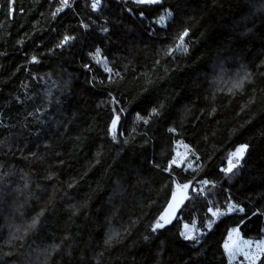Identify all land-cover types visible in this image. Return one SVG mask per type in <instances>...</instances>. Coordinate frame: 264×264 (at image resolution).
<instances>
[{
	"label": "trees",
	"instance_id": "trees-1",
	"mask_svg": "<svg viewBox=\"0 0 264 264\" xmlns=\"http://www.w3.org/2000/svg\"><path fill=\"white\" fill-rule=\"evenodd\" d=\"M92 1L0 0V138L20 139L0 149V163L32 181L26 215L38 216L11 243L0 237V264L36 244L54 245L48 264H264L263 254L231 260L223 248L231 227L251 239L264 228V10L252 15L251 0H100L95 10ZM94 48L111 71L92 61ZM214 60H239L251 80L215 88L206 79ZM55 70L67 85L56 88ZM177 141L192 167L171 164ZM184 182L189 197L165 223L161 211ZM183 223L199 233L184 237ZM116 224L126 226L106 238Z\"/></svg>",
	"mask_w": 264,
	"mask_h": 264
},
{
	"label": "rangeland",
	"instance_id": "rangeland-1",
	"mask_svg": "<svg viewBox=\"0 0 264 264\" xmlns=\"http://www.w3.org/2000/svg\"><path fill=\"white\" fill-rule=\"evenodd\" d=\"M93 2L94 0L92 1V4ZM61 5L65 4H62V0H59L58 6ZM249 5L252 6L250 7L252 15H256L255 13L257 11L264 10V0H251L249 1ZM89 56L92 61L100 67L104 68L106 71H111L112 64H110V59L102 54L99 48H94V50L90 52ZM55 73L56 76L53 80L58 83L56 88L68 84L70 79L68 74L65 75L63 72H56V70ZM251 78L252 74L240 63L239 60L226 62L214 60L209 71L206 73V79L209 80L215 88L222 89L223 91L238 90L245 83L250 81ZM53 90V85L48 79L45 85H42V99L45 105V113H47V117L45 116L47 121L51 120L50 110L52 107ZM34 105L35 102L33 103V106ZM138 119L140 120L142 118L138 116ZM9 133H13L12 130ZM16 133L21 135V131H17ZM18 140L20 139L15 135L3 136L0 138V141L2 142V144H0V149H10L12 148L10 145ZM241 145L237 146L229 154V157L236 153L237 149ZM244 153L245 149L243 155ZM242 156H240L239 160ZM170 162L177 168L186 169L192 167V150L182 141H177L175 143L173 157ZM233 163H235V157H233ZM5 165H7V163H0V217H2L4 222L0 228V237L2 238V243L9 244L11 243L12 238L16 237L21 229L26 227L31 229L38 216H35L33 213L26 215V211L30 208L28 206V189L30 185H32V181L27 179V176L23 173L21 168L18 169L11 165L4 167ZM228 168L229 159L227 164V169ZM22 184L24 186H22ZM33 185L34 187L32 189H35L38 193L45 192L49 188V186L45 183H43V185H39L38 183ZM180 187H185V199H187L189 197L191 183H176L173 190ZM120 188H122V183L116 182V190ZM5 194L9 195L8 201H6L3 197ZM223 210L212 209L211 211L216 217L223 212ZM114 217H116V214L113 215L112 219H114ZM125 226L122 228L117 224L115 227L110 226L106 231V238H113L119 235V232L122 231ZM181 232L182 235L187 238H192L199 233L193 224L187 223L182 224ZM53 246L54 245L51 244H36L31 248L26 247L22 250L24 255L21 254L20 258L16 262H10L8 264H48L52 257ZM223 248L231 260L242 256L248 261H255L261 254L264 255V228L260 238L251 239L243 237L237 227H231L223 243Z\"/></svg>",
	"mask_w": 264,
	"mask_h": 264
},
{
	"label": "water",
	"instance_id": "water-1",
	"mask_svg": "<svg viewBox=\"0 0 264 264\" xmlns=\"http://www.w3.org/2000/svg\"><path fill=\"white\" fill-rule=\"evenodd\" d=\"M184 197H185V187L174 189L171 192L161 211V216L163 215L167 220V222L175 218V216L180 212V210L183 207ZM162 220L164 221V219Z\"/></svg>",
	"mask_w": 264,
	"mask_h": 264
},
{
	"label": "snow or ice",
	"instance_id": "snow-or-ice-1",
	"mask_svg": "<svg viewBox=\"0 0 264 264\" xmlns=\"http://www.w3.org/2000/svg\"><path fill=\"white\" fill-rule=\"evenodd\" d=\"M67 3V0H62V4H66ZM100 3V0H94L93 4H92V8L95 10L97 5ZM136 3H139V4H155V3H158V0H136ZM57 11H59V9H57ZM55 12L53 13V15L55 16ZM163 19V17L161 18ZM70 39V37H64V40L61 41V44H63L66 40ZM113 125H115L116 123V118H113ZM112 129H110L111 131ZM247 146L246 145H241L236 153L232 154L230 157H229V168L228 169H225V171H230L232 167H235L236 164H238L240 161H239V158L240 156L243 155V152H244V149L246 148ZM233 157H235V163H233ZM186 187V186H185ZM171 207V205H170ZM167 211V210H166ZM160 219H164L165 223H167V220L165 219V217L162 215L160 217ZM159 227H163L162 224H156L154 225V229L155 228H159ZM187 238V237H186Z\"/></svg>",
	"mask_w": 264,
	"mask_h": 264
},
{
	"label": "flooded vegetation",
	"instance_id": "flooded-vegetation-1",
	"mask_svg": "<svg viewBox=\"0 0 264 264\" xmlns=\"http://www.w3.org/2000/svg\"><path fill=\"white\" fill-rule=\"evenodd\" d=\"M9 9H10V10H11V12H12V11L14 10V6L10 7Z\"/></svg>",
	"mask_w": 264,
	"mask_h": 264
}]
</instances>
